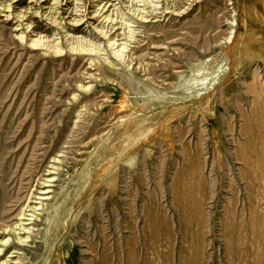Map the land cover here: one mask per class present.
<instances>
[{"label": "rangeland", "instance_id": "1", "mask_svg": "<svg viewBox=\"0 0 264 264\" xmlns=\"http://www.w3.org/2000/svg\"><path fill=\"white\" fill-rule=\"evenodd\" d=\"M52 3L12 4L33 23L28 40L68 31L102 45L105 58L32 48L0 10V232L69 149L29 242L0 235L10 240L1 258L264 264V13L244 16V0H165L172 14L134 24L143 33L123 66L93 16L75 22L85 8L71 13L73 0H62L50 12ZM75 3H88L87 13L98 5Z\"/></svg>", "mask_w": 264, "mask_h": 264}, {"label": "bare ground", "instance_id": "2", "mask_svg": "<svg viewBox=\"0 0 264 264\" xmlns=\"http://www.w3.org/2000/svg\"><path fill=\"white\" fill-rule=\"evenodd\" d=\"M8 1H10L9 5L0 4V10L1 11L4 10V12H8V13L10 12V14L5 16L6 19H10L13 16L12 18L15 17L16 19L15 18L14 19L20 23L19 25H16L17 27L15 29V31H21V30L23 31L20 34L15 35V38H17V40H19L20 42L22 43L29 42L32 48L33 47H37L35 49L42 48L44 51L51 53L52 55L55 56L61 55L64 52V49H67L68 53L71 52V53L96 56V57L101 56L102 58H105L104 57L105 55L104 54L102 55V51H103V49L101 48L102 45L100 46L97 43L86 40L83 37L74 38L73 34H71L68 31H63L65 33V36H62L61 40H57L58 42L57 41L55 42V40L50 41L48 36H42L41 34H37L35 38L28 40L29 37L26 34L29 32L34 34L35 32L30 28L33 25V23L31 22L25 23L27 16L25 13L17 12V11H14V14L11 13V9L13 8L12 4L14 3L15 0H8ZM37 1L40 2V0ZM76 1L77 0H73L74 4L72 5V9L71 7L69 9L71 10L70 11L71 13L77 14L80 11V7L85 9L82 11L84 13L81 14L83 16L75 20V22H82L83 19L88 18L89 15L93 16L89 19L98 22L99 26L95 27V30L98 32L99 37L105 40V44L107 46L106 48L109 49L111 56L116 61L115 63L122 64L123 66L124 65L129 66L127 64L128 63L127 58L130 57L129 43L136 42L137 37L141 36V33H143L139 31V29L134 24L151 22L150 18L151 19L157 18L156 14L158 13V10H162L164 13L167 14L168 13L172 14L169 11L166 12V8H164L163 6L165 0H126V1L98 0L92 2L91 0H89L90 3L98 2L97 6H94L93 4L92 7L93 8L95 7V10L92 13L89 12L87 13V11H89L87 10L88 3H82L83 6H78V4L75 3ZM226 1H228L229 3L228 5L234 4L232 3L233 0H226ZM244 2L246 4V9H244L242 13L244 16H247L248 13H250L252 10H256L257 13H264V0H244ZM126 3L128 4V6H124ZM62 4H63L62 0H53L52 3L53 7L49 8L50 12L51 10L59 9L62 6ZM221 10L222 9L218 8V13ZM49 14L45 13L42 14V16H46V18L49 19V21H51V23L54 24L56 27H61L62 23L57 18L49 17ZM173 14H175V12ZM219 19L220 20L225 19L227 22L229 21V25L231 27L238 26L237 24V22L239 21L238 15L230 16L227 13H224ZM20 26H22V29L19 28ZM118 30H120V33H118L119 32ZM61 41H64L65 47H61L62 46ZM95 61L96 59H92L91 63H94ZM116 64L114 66H116ZM77 88L78 89L81 88V90L86 91L90 87L80 85V87ZM68 148H71L70 145L65 146V149ZM68 150L63 151L56 158L52 159L51 166L49 167L51 169L48 171L49 174L45 176V179L44 180L42 179V183H40L42 189H39V191L36 190L37 193L32 195L29 198L27 205L18 212L17 216L14 219L16 220V223H13V225L8 224L3 226L2 229L3 231L0 232V235L9 237L11 234V239L13 238L15 240V244L20 245V247L25 246L26 243L29 242V238H31L30 236H32L34 232L33 230L34 222L38 221L37 217L39 216V214L37 212L46 210L45 201L50 199L51 191H49V189L46 190L44 188L53 187L51 186V183L55 181V177H53V175L58 174V172L61 170L60 165H63L65 163L64 159L66 158V154L69 153ZM0 193H1L0 198L4 203H6L8 201L7 187L2 186V190H0ZM13 229L18 230L19 232L22 233V236L25 235V237L18 236L17 233H14ZM9 242H10L9 239L7 240L5 238L0 239V245H1L0 247H2V249H0V264H16L14 262L13 263L11 262L12 259L9 260V259L1 258L4 255L5 249L8 248ZM12 253H18V251L15 250ZM11 258L13 257L11 256ZM13 260L22 261V258H16Z\"/></svg>", "mask_w": 264, "mask_h": 264}]
</instances>
